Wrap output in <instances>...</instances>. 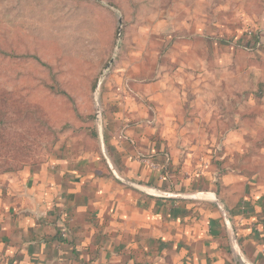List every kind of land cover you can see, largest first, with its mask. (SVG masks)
I'll list each match as a JSON object with an SVG mask.
<instances>
[{
    "label": "crops",
    "instance_id": "1",
    "mask_svg": "<svg viewBox=\"0 0 264 264\" xmlns=\"http://www.w3.org/2000/svg\"><path fill=\"white\" fill-rule=\"evenodd\" d=\"M156 3L152 25L170 50L159 62L144 56L146 82L128 83L147 90V120L135 128L149 133L133 136L126 124L109 137L113 175L148 194L110 176L77 182L55 163L0 173V264H264V96L255 95L264 84V0ZM252 36L261 48L247 44ZM201 118H238L239 128L191 147ZM246 125L249 134L237 133Z\"/></svg>",
    "mask_w": 264,
    "mask_h": 264
},
{
    "label": "rangeland",
    "instance_id": "2",
    "mask_svg": "<svg viewBox=\"0 0 264 264\" xmlns=\"http://www.w3.org/2000/svg\"><path fill=\"white\" fill-rule=\"evenodd\" d=\"M148 2L0 0V173L55 163L73 170L77 182L86 180L89 185L110 176L115 185L148 194L127 185L121 174L114 176L109 166L114 150L109 137L114 138L120 126L135 128L147 120L149 100L143 94L147 90L141 84L131 89L128 83L134 82L132 76L146 82L140 75L144 56L159 62L160 53L166 59L170 50L166 51L159 27L152 25L161 17L157 0L153 10L143 9ZM248 30L250 36L257 32L253 27ZM148 33L155 43H147ZM256 37L247 44L254 45ZM258 46L260 42L256 50ZM260 76L264 81V74ZM235 107L230 104L228 109L237 111ZM252 110L248 114L253 115ZM201 119L197 126L204 132L196 123L190 126L198 134L186 141L191 147L205 141L218 144L221 135L239 128L238 118L224 123L223 118ZM158 123L155 118L153 126ZM241 128L237 133L243 136L252 130L248 125ZM128 130L135 136L150 129Z\"/></svg>",
    "mask_w": 264,
    "mask_h": 264
},
{
    "label": "trees",
    "instance_id": "3",
    "mask_svg": "<svg viewBox=\"0 0 264 264\" xmlns=\"http://www.w3.org/2000/svg\"><path fill=\"white\" fill-rule=\"evenodd\" d=\"M259 43V41H256L255 42V44L257 45ZM264 85H261L260 87H259V89L256 91V93H255V95L257 96V97H262V96H264ZM255 113V111H253L252 112V114H254Z\"/></svg>",
    "mask_w": 264,
    "mask_h": 264
},
{
    "label": "water",
    "instance_id": "4",
    "mask_svg": "<svg viewBox=\"0 0 264 264\" xmlns=\"http://www.w3.org/2000/svg\"><path fill=\"white\" fill-rule=\"evenodd\" d=\"M126 183H127V185H129V186H131L133 188L139 189V190H141L143 192H147V190L145 188H143L142 186H139V185H137L135 183H132V182H126ZM225 217H226V215H225Z\"/></svg>",
    "mask_w": 264,
    "mask_h": 264
},
{
    "label": "built area",
    "instance_id": "5",
    "mask_svg": "<svg viewBox=\"0 0 264 264\" xmlns=\"http://www.w3.org/2000/svg\"><path fill=\"white\" fill-rule=\"evenodd\" d=\"M224 212V211H223ZM226 215V214H225ZM227 216V215H226Z\"/></svg>",
    "mask_w": 264,
    "mask_h": 264
}]
</instances>
